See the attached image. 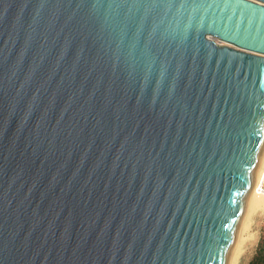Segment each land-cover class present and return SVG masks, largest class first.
I'll return each mask as SVG.
<instances>
[{
  "label": "water",
  "instance_id": "95a60500",
  "mask_svg": "<svg viewBox=\"0 0 264 264\" xmlns=\"http://www.w3.org/2000/svg\"><path fill=\"white\" fill-rule=\"evenodd\" d=\"M264 145V0H0V264H227Z\"/></svg>",
  "mask_w": 264,
  "mask_h": 264
},
{
  "label": "bare ground",
  "instance_id": "6f19581e",
  "mask_svg": "<svg viewBox=\"0 0 264 264\" xmlns=\"http://www.w3.org/2000/svg\"><path fill=\"white\" fill-rule=\"evenodd\" d=\"M264 162V145L260 158L257 162L256 168L253 173V181L251 186L250 195L245 206L242 216L240 228L236 236L235 242L230 250L227 264H243L246 252L251 246L256 243V237L251 233L252 224L251 217L255 212L264 213L263 196L258 195L256 192L257 185L259 184L262 165ZM254 223V222H253Z\"/></svg>",
  "mask_w": 264,
  "mask_h": 264
},
{
  "label": "rangeland",
  "instance_id": "374dc122",
  "mask_svg": "<svg viewBox=\"0 0 264 264\" xmlns=\"http://www.w3.org/2000/svg\"><path fill=\"white\" fill-rule=\"evenodd\" d=\"M263 203H264V198H263ZM251 224H252V229L251 233L255 235L256 237V243H254L251 248H249L246 252V255L244 257V262L243 264H249L254 257L257 247L260 243V240L263 235V228H264V213L260 212H255L252 217H251ZM254 222V223H253Z\"/></svg>",
  "mask_w": 264,
  "mask_h": 264
},
{
  "label": "trees",
  "instance_id": "16d2710c",
  "mask_svg": "<svg viewBox=\"0 0 264 264\" xmlns=\"http://www.w3.org/2000/svg\"><path fill=\"white\" fill-rule=\"evenodd\" d=\"M249 264H264V228L256 253Z\"/></svg>",
  "mask_w": 264,
  "mask_h": 264
},
{
  "label": "built area",
  "instance_id": "2783aa9c",
  "mask_svg": "<svg viewBox=\"0 0 264 264\" xmlns=\"http://www.w3.org/2000/svg\"><path fill=\"white\" fill-rule=\"evenodd\" d=\"M256 192L258 195L264 197V162L261 169L259 184L257 185Z\"/></svg>",
  "mask_w": 264,
  "mask_h": 264
}]
</instances>
